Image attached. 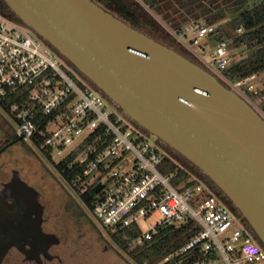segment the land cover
<instances>
[{
    "label": "built area",
    "instance_id": "1",
    "mask_svg": "<svg viewBox=\"0 0 264 264\" xmlns=\"http://www.w3.org/2000/svg\"><path fill=\"white\" fill-rule=\"evenodd\" d=\"M214 30V24L200 19L171 34L228 88L259 97L257 74L238 80L225 74L231 40L211 44ZM70 72L72 67L46 41L0 12V114L72 193L80 196L102 184L90 211L118 253L141 264L129 250L153 239L159 229L190 224L192 231L198 229L195 235L158 264H264V248L223 199L201 180L174 183L177 170H161L169 153L158 137ZM16 92L18 100L5 107ZM134 228L140 231L134 237L125 231ZM118 233L125 249L115 242Z\"/></svg>",
    "mask_w": 264,
    "mask_h": 264
},
{
    "label": "water",
    "instance_id": "2",
    "mask_svg": "<svg viewBox=\"0 0 264 264\" xmlns=\"http://www.w3.org/2000/svg\"><path fill=\"white\" fill-rule=\"evenodd\" d=\"M4 2L125 115L203 171L264 245V118L251 104L96 1Z\"/></svg>",
    "mask_w": 264,
    "mask_h": 264
},
{
    "label": "trees",
    "instance_id": "3",
    "mask_svg": "<svg viewBox=\"0 0 264 264\" xmlns=\"http://www.w3.org/2000/svg\"><path fill=\"white\" fill-rule=\"evenodd\" d=\"M96 1L106 11L124 21L131 27L138 29L151 38H155L161 44L172 48L176 53L184 56L190 61L204 67L200 60L183 47L172 34L160 23L152 14V11L160 15L168 24L176 30L189 25L191 22L198 21L201 18H206L207 23L215 25V30L209 34V42L218 44L225 40H231L229 45L230 51L243 48L246 52L245 58H240L237 61H232L225 74L232 80L247 78L252 74L261 75L264 73V0L254 2L251 0H92ZM254 1V0H253ZM204 2V3H203ZM251 3L247 8L238 11L237 14L230 17L227 15L226 7L233 4ZM195 6V7H194ZM193 7V8H192ZM0 12L9 16L14 20L22 22L11 11L4 0H0ZM24 23V22H23ZM25 24V23H24ZM44 40V39H43ZM45 41V40H44ZM46 43L57 52L62 58L63 56L55 50L47 41ZM231 56V55H230ZM64 59V58H63ZM83 79L87 81L94 89H98L88 78L83 76L77 68H75L68 60L64 59ZM219 80L223 82L220 78ZM21 90V89H20ZM23 94L26 95L28 87L22 88ZM101 92V91H100ZM102 93V92H101ZM261 96H264V79L262 80V88L258 91ZM105 96L104 93H102ZM107 100L118 108L125 115L122 109L113 103L107 96ZM18 100L17 92L12 94L3 102L5 107L10 103ZM264 112V101L260 104ZM128 119L132 120L128 115ZM133 121V120H132ZM134 124L138 123L134 122ZM141 127V126H140ZM142 128V127H141ZM0 129L4 130L10 141L19 142V137L16 136L14 130L0 114ZM145 132L146 130L142 128ZM159 139V138H158ZM160 143L169 153L162 164V171L166 174L174 173L177 170L178 175L175 177L174 183L180 181L187 182L189 179L201 180L214 191L225 204L239 216L246 228H248L254 241L261 247L264 245L254 229L250 227L246 219L243 217L239 209L229 200V198L220 190L217 185L212 182L208 176L201 171L195 164L193 165L183 155L176 150H173L166 143L159 139ZM63 164H60V168ZM81 199L86 203L89 209H92L91 200L95 193L91 188L81 193ZM132 237L140 232L137 228L125 230ZM198 231H192L190 224H182L180 226H170L159 229L153 239L145 240L142 244H138L134 249L129 250V255L135 261L141 264H158L169 253L174 252L176 248L188 242ZM103 240L104 236L100 234ZM120 234L114 236L115 242L126 248V241H121ZM120 254V253H118ZM121 255V254H120ZM122 256V255H121ZM201 256V255H200ZM123 257V256H122ZM124 258V257H123Z\"/></svg>",
    "mask_w": 264,
    "mask_h": 264
},
{
    "label": "rangeland",
    "instance_id": "4",
    "mask_svg": "<svg viewBox=\"0 0 264 264\" xmlns=\"http://www.w3.org/2000/svg\"><path fill=\"white\" fill-rule=\"evenodd\" d=\"M251 1L254 4V2L260 0ZM249 5H251L250 2L246 4L228 5L226 7L227 15L232 17L238 11L247 8ZM152 14L171 34V31L174 30L172 25L168 24L160 15H157L153 11ZM201 19L206 20L204 17ZM230 55L232 61H237L247 56L243 48H233L230 51ZM73 73L70 72L72 78L79 80ZM263 79L264 73L261 75L257 74L255 87L258 91L262 88ZM239 95L251 104L264 118V112L260 106L261 102L264 101V96L260 94L259 97ZM10 126L13 130L15 129L14 124H10ZM11 150L5 157L12 159L17 168L21 167L24 171H28L27 173L31 177L30 182L44 192L49 202V210L53 213L51 222L60 233V236L66 241L65 246L66 251H68L67 261L70 264H131L125 258L122 259L118 255L114 243L98 225L90 209L84 204L80 196L71 192L63 179L54 173L46 161L44 162L40 156H37L29 148L28 144L22 140L16 143ZM142 226L143 229L146 228L145 225ZM100 234L106 240H103Z\"/></svg>",
    "mask_w": 264,
    "mask_h": 264
},
{
    "label": "flooded vegetation",
    "instance_id": "5",
    "mask_svg": "<svg viewBox=\"0 0 264 264\" xmlns=\"http://www.w3.org/2000/svg\"><path fill=\"white\" fill-rule=\"evenodd\" d=\"M19 142L0 129V264H70L44 192L5 157Z\"/></svg>",
    "mask_w": 264,
    "mask_h": 264
},
{
    "label": "crops",
    "instance_id": "6",
    "mask_svg": "<svg viewBox=\"0 0 264 264\" xmlns=\"http://www.w3.org/2000/svg\"><path fill=\"white\" fill-rule=\"evenodd\" d=\"M118 255L123 259V257L120 254H118Z\"/></svg>",
    "mask_w": 264,
    "mask_h": 264
}]
</instances>
